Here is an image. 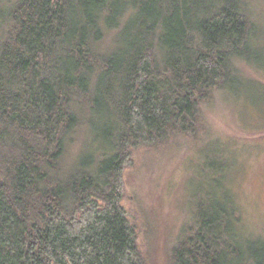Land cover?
Masks as SVG:
<instances>
[{"label":"trees","instance_id":"trees-1","mask_svg":"<svg viewBox=\"0 0 264 264\" xmlns=\"http://www.w3.org/2000/svg\"><path fill=\"white\" fill-rule=\"evenodd\" d=\"M252 7L0 0V264H152L122 205L124 169L139 148L196 134L201 105L258 62ZM202 151L209 188L167 264H264L219 182L221 153Z\"/></svg>","mask_w":264,"mask_h":264},{"label":"rangeland","instance_id":"rangeland-1","mask_svg":"<svg viewBox=\"0 0 264 264\" xmlns=\"http://www.w3.org/2000/svg\"><path fill=\"white\" fill-rule=\"evenodd\" d=\"M251 11L259 33L258 62H238L242 77L201 105L196 134L139 148L124 169L122 205L140 250L152 264H167L171 246L209 188L202 150L211 146L221 153L224 176L219 182L231 193L239 233L264 239V0H253ZM77 144L78 153L88 150L87 140Z\"/></svg>","mask_w":264,"mask_h":264}]
</instances>
